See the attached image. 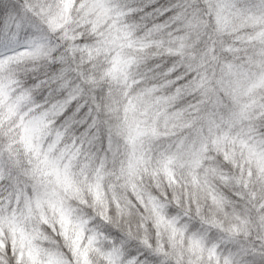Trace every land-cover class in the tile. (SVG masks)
I'll list each match as a JSON object with an SVG mask.
<instances>
[{
    "label": "snow or ice",
    "instance_id": "1",
    "mask_svg": "<svg viewBox=\"0 0 264 264\" xmlns=\"http://www.w3.org/2000/svg\"><path fill=\"white\" fill-rule=\"evenodd\" d=\"M0 264H264V0H0Z\"/></svg>",
    "mask_w": 264,
    "mask_h": 264
}]
</instances>
